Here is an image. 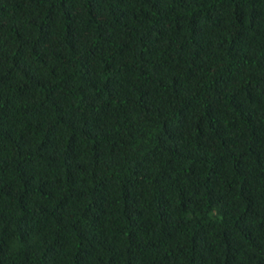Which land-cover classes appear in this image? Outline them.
<instances>
[{"label":"trees","instance_id":"trees-1","mask_svg":"<svg viewBox=\"0 0 264 264\" xmlns=\"http://www.w3.org/2000/svg\"><path fill=\"white\" fill-rule=\"evenodd\" d=\"M0 264H264V0H0Z\"/></svg>","mask_w":264,"mask_h":264}]
</instances>
